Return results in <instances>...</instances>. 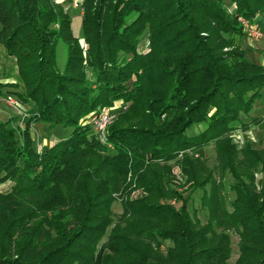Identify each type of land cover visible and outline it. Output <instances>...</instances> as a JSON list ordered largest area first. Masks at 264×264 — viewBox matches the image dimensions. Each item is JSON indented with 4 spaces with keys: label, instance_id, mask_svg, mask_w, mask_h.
I'll list each match as a JSON object with an SVG mask.
<instances>
[{
    "label": "trees",
    "instance_id": "16d2710c",
    "mask_svg": "<svg viewBox=\"0 0 264 264\" xmlns=\"http://www.w3.org/2000/svg\"><path fill=\"white\" fill-rule=\"evenodd\" d=\"M82 10L86 61L57 0H0V46L15 59L22 99L38 108L32 120L72 129L39 152L33 121L24 130L0 122V185L13 184L0 192V264H227L231 232L238 264H264V189L254 172L264 173V149L239 152L230 137L264 98V68L235 44L244 35L237 18L264 17V0H84ZM146 33L151 51L141 54ZM117 102L146 115L140 126L111 127L102 143L90 121ZM195 124L204 130L187 136ZM212 144L218 166L209 169L202 157ZM173 161L193 189L210 186L206 224L173 188ZM226 172L237 182L231 211L215 179ZM137 190L143 196L131 199ZM166 241L173 246L163 251Z\"/></svg>",
    "mask_w": 264,
    "mask_h": 264
},
{
    "label": "rangeland",
    "instance_id": "374dc122",
    "mask_svg": "<svg viewBox=\"0 0 264 264\" xmlns=\"http://www.w3.org/2000/svg\"><path fill=\"white\" fill-rule=\"evenodd\" d=\"M83 1L84 0H57V3L64 6V10L72 19L73 36L80 39L81 48L83 50V57L86 61L88 45L82 38ZM224 8L228 14L232 15L235 13L237 6L236 4L228 1L224 4ZM241 19H243V17H238L237 22L243 27ZM235 38L236 47L240 52L245 53L246 58V51L243 46L245 42L244 39L247 38L245 31L243 36H236ZM137 50L141 54L151 51L148 33L144 34L140 38ZM246 60L248 61L247 58ZM66 61L67 46L64 43H61L58 47V67L60 70L64 68ZM86 64L87 63L84 62L85 66ZM87 79L91 84L94 82V76L92 75V71L89 68H87ZM19 80V72L15 59L9 57L6 53V50L0 46V122L6 123L8 121H12L15 128L24 130L27 127V124L30 121H33L32 119H34L33 117H35V115L37 114L38 108H36L33 102L25 101L22 99L21 95L24 94V89ZM120 103L121 102H117L112 107L101 108L99 112H97L100 113L102 110L107 109L108 111H110L114 118L106 134H108L111 127L112 129H114L115 127L129 128L140 126L139 124L141 123L142 117L146 115L141 104L135 105L134 108L130 110ZM90 123L92 125L91 121ZM243 124L246 125V129L242 128ZM232 126L234 127V131H232L230 137L237 151H243V149L248 144L253 145V148L256 150L264 149V98L258 99L255 102L254 108L250 112V114H241L240 121L238 123H233ZM30 128L32 138L36 141L35 149H37V151L39 152H41L43 149H40L41 146H52V143L55 144V140L61 141L70 136L72 132V129L64 128L62 126L50 130L46 124L39 123L37 121H33L30 125ZM203 130V125L195 124L186 132V134L189 137H193L200 134ZM95 133L97 132L95 131ZM100 140L102 141V143L106 142V140ZM109 149L111 153H114L113 148L110 147ZM204 151L205 155L202 157V161L207 163L208 168L213 169L218 166L215 144L206 147ZM191 155L193 154L191 153ZM170 165L173 167L172 173L176 181V185H174L173 188L179 191L183 195V198L188 199V209L191 216L196 217L198 221L201 222V224H206L208 221V210L203 205L202 199L204 197V194L208 193V191L210 190V186L206 187L207 192L201 189H193L190 185L186 184V178L183 176L179 166L176 164V161L171 162ZM261 169L262 167L260 166L259 169L254 171L255 188L258 193L262 192L264 189V173ZM130 179L131 175H129L128 182H130ZM215 179H217V183H219V185L222 184L224 186L223 197L225 205L227 206L228 210L231 211V202L236 198V194L232 190V188L237 182L229 172H226L224 178H221L218 174H216ZM12 185L13 184L11 183L0 185V192L6 193L10 191ZM141 196H143L141 190L133 191L131 199H136ZM177 205H180V203L177 202ZM112 209L114 212V219L116 223L123 213V198L119 195L114 196ZM230 236L231 257L227 261V264H238L240 257V238L234 232H231ZM106 240L107 237H105L102 242H105ZM171 246H173V243L171 241H166L164 242L162 249L163 251H166ZM262 259H264V256L262 257Z\"/></svg>",
    "mask_w": 264,
    "mask_h": 264
},
{
    "label": "built area",
    "instance_id": "2783aa9c",
    "mask_svg": "<svg viewBox=\"0 0 264 264\" xmlns=\"http://www.w3.org/2000/svg\"><path fill=\"white\" fill-rule=\"evenodd\" d=\"M241 21L244 31L247 35V39L249 40V43L251 45H254V43L259 42L264 37L263 32L259 28H257L253 23L249 22L244 18L241 19ZM113 120L114 118L112 114L107 109L102 110L100 113L94 115L91 122L100 139L104 141L106 140V133ZM40 149H42V146L40 147Z\"/></svg>",
    "mask_w": 264,
    "mask_h": 264
},
{
    "label": "crops",
    "instance_id": "0c3cea01",
    "mask_svg": "<svg viewBox=\"0 0 264 264\" xmlns=\"http://www.w3.org/2000/svg\"><path fill=\"white\" fill-rule=\"evenodd\" d=\"M253 24L257 28H259L264 34V17L259 15L255 19ZM244 40L245 42L243 46L245 48L246 58L248 59V61L252 64H255V65H258L264 68V37L259 42L254 43V45H251L247 38H245ZM54 142L57 143L58 141L55 140Z\"/></svg>",
    "mask_w": 264,
    "mask_h": 264
}]
</instances>
